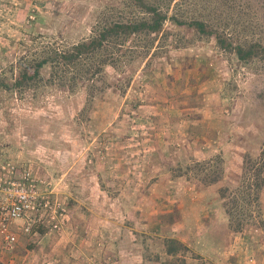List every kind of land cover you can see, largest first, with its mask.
Masks as SVG:
<instances>
[{
	"label": "rangeland",
	"instance_id": "rangeland-1",
	"mask_svg": "<svg viewBox=\"0 0 264 264\" xmlns=\"http://www.w3.org/2000/svg\"><path fill=\"white\" fill-rule=\"evenodd\" d=\"M146 1L181 19L206 20L242 42L264 41V0ZM149 16L136 0H0V82L13 83L49 50L68 49L105 22ZM108 49L96 55L109 61L94 83L70 90L51 81L47 66L29 87H0V169L15 166L17 174L43 179L69 220L77 211L90 218L93 209L118 218L117 187H108L107 177L143 191L140 204L158 201L162 220L179 218L202 189L228 187L224 211L244 239L238 234L233 244L239 259L226 255L225 263L264 264V188L253 199L255 186H248L258 164L244 170L247 156L264 157V60L242 61L214 37L172 21L154 34L118 38ZM218 174L212 184L205 180ZM149 188L159 190L152 199ZM131 200L121 218L126 236L138 238ZM35 229L25 235L24 254L34 255L35 234H57L47 225ZM160 238L186 250L178 239ZM4 253L0 235V264ZM34 264L44 263L37 257Z\"/></svg>",
	"mask_w": 264,
	"mask_h": 264
},
{
	"label": "crops",
	"instance_id": "crops-1",
	"mask_svg": "<svg viewBox=\"0 0 264 264\" xmlns=\"http://www.w3.org/2000/svg\"><path fill=\"white\" fill-rule=\"evenodd\" d=\"M106 181L108 187H117L119 200L114 207L118 217L116 220L95 209L90 218L77 211L79 216L64 223L62 231L53 237L49 231L35 234L38 237L33 240L37 245L34 255L23 253L26 237L20 235L15 251H5L3 254L4 264H34L37 257L44 264H204V261L211 264L212 259V264H226V255L239 259L240 253L234 249L233 244L238 243V234L244 239V233L232 229L230 219L224 211L223 198L213 185L201 190L202 198L195 199L196 195L191 196L192 202L181 209L179 218L178 215L175 219L162 220L157 211L160 204L158 201L150 200L140 204L137 197L141 199L143 191L132 192L122 185L114 186L118 179L107 177ZM157 190L149 188L145 194H150L152 199ZM164 190L168 191V188ZM131 197L135 200L133 213L136 228L141 232L138 238L126 236L127 227L124 217L121 218L129 205L127 200L132 202ZM171 229L178 231L174 233ZM143 231L149 235L143 236ZM160 236L180 240L186 250L168 251V244L160 243ZM29 256L32 258L28 259Z\"/></svg>",
	"mask_w": 264,
	"mask_h": 264
},
{
	"label": "trees",
	"instance_id": "trees-1",
	"mask_svg": "<svg viewBox=\"0 0 264 264\" xmlns=\"http://www.w3.org/2000/svg\"><path fill=\"white\" fill-rule=\"evenodd\" d=\"M136 2L150 14L148 18L130 21H111L105 22L93 31V34L85 40L79 41L68 49L53 48L49 50L42 59L37 61L31 68H25L19 73L13 83L0 82V87L5 88H26L35 80L42 79V70L45 67L50 68L51 81L60 85L67 86L74 90L79 82L94 83L97 75L104 71V66L108 63V58L96 59V55L104 50H109L110 43H117L118 38L123 36L154 34L163 30L167 21H172L179 26L190 27L201 35L212 36L216 39L218 45L224 50L236 54L242 61H251L255 58L264 60V41L255 39L242 42L233 34L220 30L206 20L181 19L175 14L169 15L159 5L147 2L146 0H136ZM112 41V42H111ZM95 85V84H92ZM254 163L258 164L256 173L255 193L253 199L259 200L260 192L264 188V157L253 159L247 156L244 170L247 165L252 167ZM249 170V169H248ZM246 175L248 172H245ZM222 178V174L210 176L205 180L212 184ZM228 187L220 189V196L225 198ZM251 193H249L250 195ZM235 231H241L242 226H238ZM181 248L185 246L181 243ZM168 251H176L168 248Z\"/></svg>",
	"mask_w": 264,
	"mask_h": 264
},
{
	"label": "built area",
	"instance_id": "built-area-1",
	"mask_svg": "<svg viewBox=\"0 0 264 264\" xmlns=\"http://www.w3.org/2000/svg\"><path fill=\"white\" fill-rule=\"evenodd\" d=\"M69 214L56 191L30 172L17 174L15 166L0 169V234L3 249L14 252L20 235L37 233L38 225L60 232Z\"/></svg>",
	"mask_w": 264,
	"mask_h": 264
}]
</instances>
